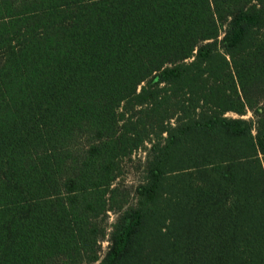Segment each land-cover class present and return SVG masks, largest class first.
<instances>
[{"label": "trees", "instance_id": "16d2710c", "mask_svg": "<svg viewBox=\"0 0 264 264\" xmlns=\"http://www.w3.org/2000/svg\"><path fill=\"white\" fill-rule=\"evenodd\" d=\"M263 101L264 0H0V264H264Z\"/></svg>", "mask_w": 264, "mask_h": 264}, {"label": "rangeland", "instance_id": "374dc122", "mask_svg": "<svg viewBox=\"0 0 264 264\" xmlns=\"http://www.w3.org/2000/svg\"><path fill=\"white\" fill-rule=\"evenodd\" d=\"M264 106V101L260 104ZM227 117L238 118L234 114H227ZM243 120H247L253 123L255 118L249 111L244 116L240 117ZM149 144H145L140 150L133 152V154L120 162L119 171L116 180L113 182V186L118 188V206L122 205L123 208L120 211L112 210L105 213L102 217V228L104 229L105 235L100 240L99 256L102 258L109 247L108 235L112 228L115 226L117 219L121 212L128 207H132L136 202V189L144 181V170L147 162V150ZM125 204V205H124Z\"/></svg>", "mask_w": 264, "mask_h": 264}]
</instances>
